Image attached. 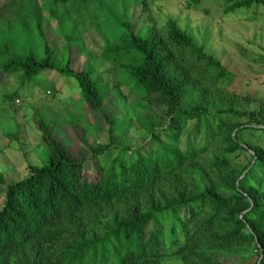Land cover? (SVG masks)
<instances>
[{"label": "trees", "instance_id": "trees-1", "mask_svg": "<svg viewBox=\"0 0 264 264\" xmlns=\"http://www.w3.org/2000/svg\"><path fill=\"white\" fill-rule=\"evenodd\" d=\"M96 1L0 0V72L20 85L43 71L73 78L106 134L102 143L84 141L98 164L89 180L85 160L58 131L61 121L54 126L35 111L49 161L28 164L17 181L0 172V264H232L228 254L247 243L256 247L253 264H264V147L251 142L264 135V111L241 112L225 101L221 85L235 75L177 20L136 31L125 10L104 12L109 37L98 67L110 65L117 86L135 96L134 117L149 138L135 149L117 144L123 118L107 104L115 88L89 57L83 69L71 66L73 14ZM214 1L224 13L264 10V0ZM45 12L65 43L62 65ZM145 104L164 110L159 124ZM94 124L92 134L101 128Z\"/></svg>", "mask_w": 264, "mask_h": 264}, {"label": "rangeland", "instance_id": "rangeland-1", "mask_svg": "<svg viewBox=\"0 0 264 264\" xmlns=\"http://www.w3.org/2000/svg\"><path fill=\"white\" fill-rule=\"evenodd\" d=\"M190 0H97L88 3L78 14H73L78 35H75L71 66L81 70L89 57L98 67L97 57L106 45L109 34L104 21V12H122L131 17L135 30L155 24L162 30L168 19H175L181 29L188 32L197 46L218 58L235 75L233 83L221 85L225 101L234 103L241 112L264 111V10L262 8L241 9L224 13L214 0H203L196 8L185 7ZM39 3L44 0H38ZM44 28L50 35L56 61L62 65L67 56L64 40L57 33L55 20L44 13ZM80 50H79V49ZM110 65L99 66L104 78L115 88L108 98V112L123 118L117 144L130 149L148 143L145 132L135 120L136 98L129 90L118 87L109 71ZM16 76L0 72V172L7 182L17 181L28 173L27 165L43 166L49 156L41 145V134L34 122V113L54 126L61 121L58 131L66 135L74 155L85 160V176L96 178L97 162L91 159V152L84 144L94 145L106 140L105 124L100 116L91 114L85 104L77 82L56 71H43L20 85ZM17 95L7 100L4 95ZM143 109L159 124L152 107ZM85 116V119H84ZM95 123V124H94ZM64 124V125H63ZM98 125L100 130L88 128ZM71 125H77L72 127ZM52 125V127H54ZM87 132V137L84 132ZM124 131V132H123ZM186 136L181 138V147ZM197 141H199L197 139ZM252 143L264 147V135L252 139ZM1 206V195H0ZM255 244L247 243L229 253L232 264H253L256 260ZM161 264H182L166 258Z\"/></svg>", "mask_w": 264, "mask_h": 264}, {"label": "crops", "instance_id": "crops-1", "mask_svg": "<svg viewBox=\"0 0 264 264\" xmlns=\"http://www.w3.org/2000/svg\"><path fill=\"white\" fill-rule=\"evenodd\" d=\"M27 175V174H26Z\"/></svg>", "mask_w": 264, "mask_h": 264}]
</instances>
